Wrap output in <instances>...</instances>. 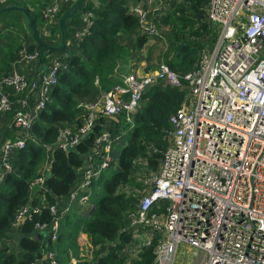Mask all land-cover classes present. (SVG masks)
<instances>
[{"label":"built area","instance_id":"1","mask_svg":"<svg viewBox=\"0 0 264 264\" xmlns=\"http://www.w3.org/2000/svg\"><path fill=\"white\" fill-rule=\"evenodd\" d=\"M73 1L47 0L41 7L43 21L38 32L48 38V44L57 45L50 27L57 13ZM176 1L132 3L129 12L138 19L139 33L148 38L160 36L152 17ZM8 2L0 0V8ZM93 17L91 10L81 11L80 26L74 27L59 52L45 57L33 78L18 69L37 63L40 55L37 47L28 50L25 42L11 72L0 75V116L16 106L9 120L16 137L4 140L0 148L4 174L12 171L11 158L23 147L30 123L50 101L67 53L75 49ZM204 20L214 39L201 50L194 69L181 74L161 63L143 75H122L107 92L78 102V125L58 128L55 144L64 150L99 125L74 185L48 206L53 216L50 224H35L43 237L56 239L58 220L65 211L76 207L85 212L93 207L88 200L91 181L114 167V146L124 144L141 95L153 85L166 83L184 90V95L180 107L168 116L166 146L157 168L137 175L140 188L128 189L137 203L128 211L130 240L122 252L128 258L136 257L139 247L135 241L149 239L155 232L159 238L151 264H171L179 243L193 249L198 264H264V0H208ZM121 116L129 124L126 127ZM101 118H115L114 126L100 128ZM46 177L40 168L28 187L37 184L44 190ZM160 201L166 203L164 211H151ZM39 209L37 204L21 206L11 227ZM30 264L60 263L52 251L42 250L41 257Z\"/></svg>","mask_w":264,"mask_h":264},{"label":"trees","instance_id":"2","mask_svg":"<svg viewBox=\"0 0 264 264\" xmlns=\"http://www.w3.org/2000/svg\"><path fill=\"white\" fill-rule=\"evenodd\" d=\"M139 1L83 0L76 13L66 21L65 39L68 40L74 27L81 24V11L91 10L94 13L91 25L76 43L75 49L67 53L66 65L58 73L50 101L39 112L37 119L30 123L23 147L11 158L12 171L5 173L0 180V264H30L41 257L42 250L52 251L60 264H72V261L75 264L152 263L153 247L159 238L155 232L149 239L135 241L134 245L137 243L139 247L136 257L128 258L121 249L130 240L128 211L137 203L128 189L140 188L142 182L137 175L153 172L157 168L166 146L164 135L169 129L168 116L180 107L184 95V90L166 83L153 85L141 95L140 107L132 115L133 125L127 130L125 142L119 150L117 166L101 171L91 181L88 200L93 207L84 213L78 212L76 207L65 211L58 220L59 232L55 240L40 236L35 227L36 223L50 224L53 216L48 206L66 196L74 185L84 164L82 156L90 152L94 132L99 125L71 151L56 146L58 128L78 125L81 113L78 102L94 93H105L119 83L120 74L126 73L124 69L132 51L153 41L139 33L138 19L129 12V6ZM207 2L178 0L152 17L158 32L165 26L169 27L166 37L173 49L176 44L183 43L176 55L171 53L165 60L173 72L182 74L194 69L201 50L213 42L214 36L204 20ZM7 5L23 7L35 28L39 29L43 21L42 0H10ZM62 12L57 13L56 22L50 27L51 34L56 36L55 44L59 39L57 19ZM159 37V33L153 36L154 39ZM29 38L21 12L11 10L0 13V75L11 72L21 43ZM40 38L49 42L43 35ZM34 47L41 52L42 48L33 44H29L27 49ZM15 107L12 105L11 110L5 113L9 120ZM122 118H119L121 122ZM13 130L16 129L9 130L11 139L16 137ZM48 157L44 190L40 189L38 196L30 200L29 182L38 175ZM40 197L44 204L38 203ZM29 201L31 206L37 204L40 209L31 212L30 217L21 222L17 252L11 253L4 244L6 233L11 228L14 213ZM158 206L153 205L151 211L163 212L166 203L160 201ZM34 234L43 240L40 239V243L34 241ZM80 234L86 237L85 250L80 245Z\"/></svg>","mask_w":264,"mask_h":264},{"label":"crops","instance_id":"3","mask_svg":"<svg viewBox=\"0 0 264 264\" xmlns=\"http://www.w3.org/2000/svg\"><path fill=\"white\" fill-rule=\"evenodd\" d=\"M45 4V2L47 0H42ZM60 16V15H59ZM59 18V17H58ZM58 21V19H57ZM54 22V21H53ZM56 22V19H55ZM41 25H39L40 28ZM58 26V25H57ZM38 30V29H37ZM59 33V32H58ZM59 41V39H58ZM26 47L29 46V44H33L36 45L31 38H29L26 42ZM58 44V43H57ZM150 44V42H149ZM148 42H146V44L144 45V47H142L139 50L136 51H132V53L130 54V57L128 59V62L126 64V73L129 72H135L138 75H143L146 73H149L151 71H153V69H147L146 67V54L144 53V50L147 48V46L149 45ZM37 46V45H36ZM41 53V52H39ZM45 61L44 56L42 57L40 63L38 64V66L36 67L37 63L35 64H30L28 66H23L22 68H18L19 70H21V72L25 75H28L30 78H33L37 73V69L39 68V66H41ZM93 95H99L97 93H94ZM101 124H100V128H111L114 126V120L113 119H105V118H101ZM12 127H10V123H9V119L6 116H0V148L2 145V142L4 140L7 139H11V133L9 130H11ZM13 136H14V130H13ZM119 147L118 146H114V149H117ZM49 157L46 159V162L44 163V165L41 166L42 171H45V169H47V163L49 161ZM4 176V173L1 171L0 173V180L2 179V177ZM37 185V184H36ZM35 186V185H34ZM32 186V187H34ZM32 187H28V192H29V197L28 199H33L34 197L38 196L37 193L38 191L41 189V187L39 185H37L36 187H38V190H36V192L32 191ZM41 196V195H40ZM42 197V196H41ZM38 198V203L39 204H44V202H42V198ZM30 204V201L27 202ZM20 226V225H19ZM19 226H12L8 232L6 233V238L4 239V244L6 245V249L7 251L11 252V253H16L17 252V240L18 238L21 236V233L19 231ZM40 236H43L42 233H40ZM42 239V238H40ZM43 240V239H42ZM86 237L84 234H80V245H82V250L86 249ZM19 255V253H18Z\"/></svg>","mask_w":264,"mask_h":264},{"label":"rangeland","instance_id":"4","mask_svg":"<svg viewBox=\"0 0 264 264\" xmlns=\"http://www.w3.org/2000/svg\"><path fill=\"white\" fill-rule=\"evenodd\" d=\"M168 32H169V27L165 26V27L160 29V37H159V39L152 38L153 41H150V44L148 42L149 45L144 50V53L147 56L146 57V67H147V69L148 68L149 69H151V68L154 69V68L157 67L158 64L165 63V60L167 59V57L171 53H173L175 47H174V49L172 48V44L169 43L168 38L166 37V33L168 34ZM210 44L211 43H209V45ZM209 45H206L205 48H208ZM172 49H173V51H172ZM125 70H126V67H125L124 71ZM125 74H127V73L120 74V76L121 75H125ZM93 97H94V95L89 97V99H92ZM112 119L114 120L115 118H112ZM121 123L125 127L127 125H129V124H124V122H121ZM121 146H119L116 149V156H115L114 161H113V166L114 167L117 166V156H118V153H119V150H120ZM114 167H112V169H114ZM42 173H44L46 176L48 175L47 171H42ZM36 186L37 185L32 187V191L33 192H36V190H38V187H36ZM28 196H29V192H28ZM192 252H193L192 248L179 243L177 245L176 249H175L173 260H172L171 264H198L199 257L197 255H194Z\"/></svg>","mask_w":264,"mask_h":264},{"label":"water","instance_id":"5","mask_svg":"<svg viewBox=\"0 0 264 264\" xmlns=\"http://www.w3.org/2000/svg\"><path fill=\"white\" fill-rule=\"evenodd\" d=\"M83 2V0H74L72 2L71 5H69L59 16L58 21H57V25H58V32H59V41L58 44L53 46L50 45L46 42H44L40 36H39V32L38 30L35 28V26L33 25L32 19L29 15V13L21 6H16V5H7L4 7L0 8V13L6 12V11H11V10H16L21 12L26 20V27H27V31H28V35L31 38V40L39 47L42 48L41 53L39 55V58L37 60V65L40 63L42 57L44 56L47 57L50 53H57L59 52L64 44H65V23L67 20H69L75 13L76 11L79 9L81 3ZM183 47V43H179L176 44L175 49L173 51V55H176L178 53V51H180V49ZM75 146H65L64 150L65 151H71L74 149ZM83 157V156H82ZM2 171V164L0 162V173ZM89 211V210H88ZM87 212V211H85ZM84 213V212H82ZM32 239L38 243H40V239L38 237L37 234H34L32 236Z\"/></svg>","mask_w":264,"mask_h":264}]
</instances>
